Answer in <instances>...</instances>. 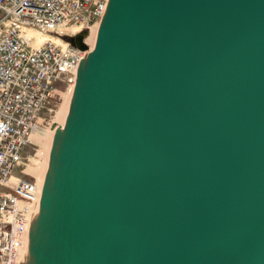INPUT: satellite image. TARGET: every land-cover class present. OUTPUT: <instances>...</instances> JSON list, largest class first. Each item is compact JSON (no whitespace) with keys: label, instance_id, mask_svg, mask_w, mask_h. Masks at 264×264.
Segmentation results:
<instances>
[{"label":"water","instance_id":"obj_1","mask_svg":"<svg viewBox=\"0 0 264 264\" xmlns=\"http://www.w3.org/2000/svg\"><path fill=\"white\" fill-rule=\"evenodd\" d=\"M48 163L33 264H264V0H108Z\"/></svg>","mask_w":264,"mask_h":264},{"label":"built area","instance_id":"obj_2","mask_svg":"<svg viewBox=\"0 0 264 264\" xmlns=\"http://www.w3.org/2000/svg\"><path fill=\"white\" fill-rule=\"evenodd\" d=\"M107 3L0 0V264H17L26 247L40 202L36 174L44 139L61 128L57 105L74 89L78 67L91 51L87 35L97 31ZM84 33L87 50L70 45ZM33 145L40 148L31 160L32 172L22 160Z\"/></svg>","mask_w":264,"mask_h":264},{"label":"bare ground","instance_id":"obj_3","mask_svg":"<svg viewBox=\"0 0 264 264\" xmlns=\"http://www.w3.org/2000/svg\"><path fill=\"white\" fill-rule=\"evenodd\" d=\"M96 34H97V31L93 30L87 35L86 41L88 44H90L91 50H92L93 45L95 43ZM42 38H43V40L44 39H50L48 36H45V35L42 36ZM63 97H65L66 99L64 98L65 101H63V103H62L63 105L56 115V117H57L56 120H58V125L61 126V128L65 125V121L68 117V114L70 113V109H71V105H72V97H73V88ZM52 140H53V132L51 131L48 134L47 138L45 139V142L47 143V149H46V151H44L41 154L43 157V161L41 163L42 166H41L40 170L37 171V174H36L38 177V180L40 181L41 188L44 185V183L47 181L46 176L48 175V166H49L48 156H49V152L51 150ZM47 183H49V182L47 181ZM38 210H39V205H38V208L36 210V213H34V215H33L32 225H34V221L37 217ZM17 264H33V258L30 254V247H29L28 241L26 243L25 249H23V251L21 252V255H20V258H19Z\"/></svg>","mask_w":264,"mask_h":264},{"label":"rangeland","instance_id":"obj_4","mask_svg":"<svg viewBox=\"0 0 264 264\" xmlns=\"http://www.w3.org/2000/svg\"><path fill=\"white\" fill-rule=\"evenodd\" d=\"M63 95V94H62ZM66 95V94H65ZM65 95H63V96H65ZM62 96V97H63ZM65 97H63V100L61 99V102H59L58 103V108H59V110L61 109V107H62V103H63V101H65V99H64ZM57 118V117H56ZM57 123H58V120L56 121ZM52 131V130H51ZM51 131H48V134L51 132ZM48 136V135H47ZM37 139H36V142L38 143V144H41L40 142H41V138L38 136V137H36ZM47 138V137H46ZM45 138V139H46ZM45 139H44V148H43V152L44 151H46V149H47V143L45 142ZM38 148H40V145H33L32 147H30V148H28V149H26V152H25V154H24V156H23V160H22V165H23V167H25V166H28L29 165V167H32V172H33V164H32V159H34V154H35V151L38 149ZM42 152V153H43ZM18 174H20V173H18ZM20 175H22V174H20ZM28 179H32L30 176H28L27 177Z\"/></svg>","mask_w":264,"mask_h":264}]
</instances>
